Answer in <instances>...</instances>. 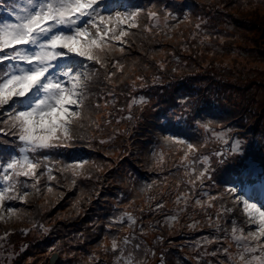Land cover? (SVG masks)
<instances>
[{
	"label": "snow or ice",
	"instance_id": "snow-or-ice-1",
	"mask_svg": "<svg viewBox=\"0 0 264 264\" xmlns=\"http://www.w3.org/2000/svg\"><path fill=\"white\" fill-rule=\"evenodd\" d=\"M122 8L108 0H20L19 3L0 0V9L7 13L0 19V136L5 146V151L0 153V220L5 215L9 220L20 219L19 210L6 206L5 202L27 203L32 195L30 187L36 194L40 193L42 177L46 176L49 182L58 180L54 170L71 171L73 177L84 173L87 160L65 165L54 153L84 139L81 133L86 127L95 124L99 131L101 124L111 123V120L93 119V112L100 107L98 101L104 97L98 96L93 105L91 85L101 69L109 84L114 82L117 72L123 74L125 66L112 54L124 52L127 38L133 34L131 30L141 27L142 14L146 13L150 21L159 20L155 5L148 9ZM169 17L177 19L168 11L165 26ZM189 17L190 13L185 12L184 20L188 21ZM198 21L197 30L203 23L200 18ZM152 27L145 26L144 30L151 31ZM110 61L114 62L110 64ZM109 67L116 71H108ZM136 79L143 81L140 76ZM144 103H147L144 97L133 100L129 113L134 105ZM178 107L179 113L173 109L160 122L162 140L180 154L179 165L187 177L176 185L177 189L182 185L187 188L177 192L178 213H185L193 201L204 210L214 207L217 201H231L233 207L222 205L216 213L217 232L221 231L222 214L235 208L241 209L248 227L239 228L233 221L230 235L225 229L223 240L214 237L208 241L220 244L213 255L221 256V264H264V158L249 156L242 142L232 137V129L217 131L212 126L214 122L201 115L190 95L181 97ZM126 118L132 119L131 114ZM185 130L192 133L203 130V141L199 136L184 134ZM210 139L219 148L206 155ZM100 143L106 141L101 139ZM163 163V157L156 160L158 167ZM220 170L227 173L223 192L217 196L204 193L207 201L194 198L197 187L212 181ZM47 191L53 192V187L49 186ZM163 207L156 204V209ZM125 219L129 227L137 222L131 213L124 212L110 221L109 229L122 227ZM168 220L174 222L176 216L166 217ZM195 226V223L189 225ZM130 243L127 236L120 240L113 236L110 248L104 245L101 248L105 254L111 252L117 264H142L137 259L141 246L133 244L129 249ZM224 243L228 246L224 247ZM89 259L96 264L94 257Z\"/></svg>",
	"mask_w": 264,
	"mask_h": 264
},
{
	"label": "rangeland",
	"instance_id": "rangeland-1",
	"mask_svg": "<svg viewBox=\"0 0 264 264\" xmlns=\"http://www.w3.org/2000/svg\"><path fill=\"white\" fill-rule=\"evenodd\" d=\"M114 1V3L122 5L121 0L119 3L118 0ZM233 1L236 2L237 0ZM168 2L170 4V10L160 2L158 4L153 2L152 5H155L154 10H158L164 14V16L159 15L158 22L147 19L143 20V17L141 18V27L143 25L148 26L152 23L156 25L158 23L159 30L153 27L151 31L142 32L139 29H134L135 33L133 36L130 35L129 37H132L127 38V43L124 45V52L115 51L112 54L115 60H119L125 66L122 75L119 72L116 73L120 78L118 80L114 79V82L109 84L106 80H103L105 72L101 69L96 82L91 85V103L94 105L97 102L98 96H103L104 98L99 99L98 103L100 107L98 111L93 112V119L97 122L113 120L115 118V110L113 108L115 105L117 107L122 105V111L129 110V104L134 99V95L141 93L147 103H144L142 106L137 105L136 108L132 107L131 111L137 112L139 117L146 119L153 137L157 139L161 135L153 127L155 115L157 114L161 122L162 118L169 111L174 109L179 113L178 101L180 100L179 96L183 93L184 96L190 95L194 98L197 102V107L201 109V115L206 120H212L214 122L212 126L217 131L223 128V125L220 123L219 106L226 102L230 103L234 107V110H236V114L233 115V120L236 121V124L245 120L248 117V107L252 108L254 102L260 101L264 96V91H258L257 87H254V78L247 74H255L259 70L263 74L264 64H252L249 62L250 60L245 61V59L240 58L233 45L235 42H238V45L241 46H251V44L245 42L250 41L253 34L248 35L246 29L256 28L261 31V28L264 27V0H248L244 1L241 6L237 5L236 7L231 4L230 0L224 4L221 3V0H168ZM109 3H113V0H109ZM162 7H165L166 11L159 10ZM121 10L124 9L122 8ZM200 10H202L201 14ZM210 10L214 12L221 10L216 18L221 23L220 28L222 30L225 29L224 25L230 27L228 33L225 34L222 40H218L220 46L216 51H223L218 55L213 51H208L212 50L213 39L208 40L211 34L210 32H206L207 28L204 25L208 22ZM168 11L173 12L177 16V19L172 20L169 17L167 20L168 26H165L166 22L164 17ZM185 12L190 13L188 21L184 20ZM196 12L197 15L195 16ZM237 13L245 14V17H241ZM142 16L145 15L142 14ZM198 18L203 21L201 25V31L203 33L199 35L196 32L197 30H195V24L199 22ZM175 25L177 36L167 37L166 35H168L169 30H174ZM224 42L227 43L228 49ZM117 46L119 47V44ZM112 62L114 61H110V64ZM161 64L163 68H161ZM217 67L219 71L216 70ZM206 68H210L212 72L208 74ZM245 68L247 70L243 73L242 70ZM108 71L115 72L116 69L109 67ZM193 71L197 73L195 76L196 82L195 84H192L193 82L187 83L186 79ZM137 76L143 77V81L137 80ZM154 76L157 80L162 81L163 85H169L170 80H175L171 88H166V94L172 95V97L176 94L175 96L179 100L168 98L166 101L170 104H161L157 96H155L156 93L152 90V88H155V84L153 83ZM177 76H183L184 78L177 79ZM211 77L215 78L216 82L225 79L227 85H224L225 83H219L213 86V79ZM119 87H123L120 91L122 93L121 100H119V96L116 94ZM109 92L112 93L111 96L108 95ZM209 92L213 94L212 99L208 96ZM245 99L249 102H246ZM106 101L107 106H105ZM243 103H250V106L244 107L242 105ZM239 106L245 108L244 113H242ZM228 108V106L225 107L224 111L229 113ZM259 114L255 108L251 118L245 122V126H251L249 129L250 135L247 137L242 136L241 139L246 140V138L252 136L253 132L257 133L256 137L259 136L261 139H264V116L260 120L254 121V117L259 119ZM228 119L226 118V120ZM111 122L113 123V121ZM243 131L245 130L242 128ZM97 132L95 124L91 128L86 127L81 133L84 139L77 140L71 148L59 149L57 153H54L55 158L61 160L65 165L87 160L89 162L85 165L87 177L94 173L93 170L99 168V171H101L107 168L112 175L120 176L123 179L127 178L134 166L128 165L119 152H104L102 156L100 154L96 156L97 142L95 139L97 137L95 136ZM184 134L190 137L194 135L199 136L201 141L204 139L203 130L197 133L185 130ZM208 135L210 137L211 133ZM260 146H262L261 151H258ZM263 146L264 140H259V146L257 142L254 146L256 152L254 154L252 152V156L258 159L264 158ZM135 147L136 145L134 146V150ZM91 148V154L95 155V158L91 157L87 151ZM218 148L219 144L215 140L210 139L205 149V154H211L214 149ZM65 155L67 156L66 158H64ZM179 156L180 154L175 149L170 148L168 145L165 146L163 140H158L156 145L148 144L146 151L136 156L135 160L141 163V166L146 172L148 183L143 179L144 184H147V186L152 185L149 191L151 197L154 198V202L148 201L147 205L149 207H144L141 202L142 198L139 197L138 193L134 192L130 197L138 200V202L135 201V204L132 202L125 203V200L119 195L118 199L120 200V204H111L109 205L110 207L101 206L100 209L103 214L97 226H102L105 231L98 237L100 238L99 246L92 251L96 257L104 255L101 258L105 259L107 255L102 250L101 245L110 248L111 238L113 236L117 237L118 240L127 236L131 239V243L128 246L129 249H131L133 244H139L141 246L137 254V259L142 264H221V256L219 254L213 255L217 251V248L220 247V244L217 242L210 243L208 241H213L214 237H219L223 240L225 229H227L230 235L233 221H236L239 228L246 229L248 225L244 222L241 209L235 208L233 212L222 214L219 221L221 231L217 232L216 213L222 209V205L225 207H233L232 202L229 200L217 201L214 207L207 208L206 210L195 206L193 201L185 213H178L175 203L177 192L187 191V188L183 185L179 189L176 187L179 181L187 179L184 175V169L179 165ZM160 157L164 158L162 167L156 165V160ZM73 160L74 162H72ZM88 169L91 170V174ZM54 174L58 177V180L48 181V187H53V190L62 188V185L67 181H73L75 179L76 182L78 179V177L72 176L71 171L61 173L60 171L54 170ZM226 178L227 173L220 170L215 174L212 181H205L202 188L197 187L194 198L207 201L208 196L204 195V193H208L210 196H217L219 193H222ZM132 181L134 182L136 179L132 178ZM153 181L156 183L153 184ZM100 185L96 183L95 188L100 187ZM47 188L45 193L36 200V208L38 212H42V218L45 222L37 225L30 224L27 218H30L33 212L29 211L30 207L28 205L25 207V204L19 210L20 219L12 218L9 220L7 215H5V219L0 220V264H11L16 256L15 238L8 236L9 232L18 231L24 235L29 232L32 235L34 234L33 232H40L41 234L49 236L51 231H56L62 227L59 225L60 221L55 220V215L57 213L61 215L62 211L60 210L67 209L65 206V202L67 201L66 194L68 191L76 188L70 187L63 189V191L61 190V192L51 193L47 191ZM29 190H32L31 187ZM80 193L83 194L82 192ZM157 193L160 197L158 200L154 197ZM97 197L98 192L89 195V199L91 200H95ZM65 198L66 201H64ZM58 200L62 201L63 206L55 210L54 206H56ZM157 203L163 204L164 207L156 209L153 213L149 214ZM126 210L135 218H138L137 220L141 223V226L129 227L128 223H123L122 227L107 229V224L114 217L120 216ZM54 212H56L55 215L53 214ZM172 216H176L174 222L171 220L166 221V217ZM209 217H211V220H209ZM194 223L196 225L195 227H189V225ZM152 236L155 239L158 238L159 245H167L165 244L166 241L173 248L177 249L166 257L162 252V248L150 247ZM169 245L167 246L169 247ZM223 246L227 247L228 244L224 243ZM40 248L41 250L38 254L32 248H28V263L50 264V253L57 251L58 255H55L62 260V264H91L90 259L83 257V252H77L74 249H69L67 246H64L61 238H56L53 244H42ZM235 250V245H233L232 251ZM41 252H44V254H41ZM151 252L154 254L151 255ZM114 260H116L115 256L108 260V264H116ZM96 264L100 263L96 262Z\"/></svg>",
	"mask_w": 264,
	"mask_h": 264
},
{
	"label": "trees",
	"instance_id": "trees-1",
	"mask_svg": "<svg viewBox=\"0 0 264 264\" xmlns=\"http://www.w3.org/2000/svg\"><path fill=\"white\" fill-rule=\"evenodd\" d=\"M126 1L128 3H131L130 6H132L133 9L135 7L148 9L150 6H152L153 2L156 4L160 2L161 4L167 6L168 9L170 7L168 0H126ZM227 1L229 0H221V3L224 4ZM230 1H231V4L234 5V7H236L237 5L241 6V4L244 1H248V0H237L236 2L233 0H230ZM159 10L166 11L165 7H162ZM220 11L214 12L213 10H210V16L208 17V22L206 25H204L207 28L206 32H210L211 34L208 40L213 39L212 50H208V51H213L214 53H216V55L221 54L223 52V51H216L218 50V47L220 46V43L218 42V40H222V38L225 36L226 33H228L230 29V27L226 25H224L225 26L224 30L220 28L221 23L218 22L216 18L220 14ZM201 12L202 10H200V14ZM237 14L240 15L241 17H245V14H242V13H237ZM144 15L145 16H141V18L143 17V20H146L147 19L146 13H144ZM159 15L164 16V14L160 12H159ZM196 15H197V12L195 13V16ZM146 24H147V21H146ZM151 25H153V28H156V30H159L160 28L159 26L155 27L154 23H152ZM176 25L174 26V30H171V29L169 30L168 35H166L167 37L177 36ZM145 26L146 25H143V27H140L139 31L141 32L145 31L144 30ZM131 31L133 34L135 33L134 29ZM196 32L198 35L203 33L201 29L197 30ZM246 32L248 33V35L253 34V36L250 38L251 40L248 42H245V43L251 44V46H241V45H238V42H235L233 46L236 49L238 56L240 58L245 59V61L250 60L249 62L252 64L256 63L258 65H263L264 64V27L261 28V31L256 28H250V29H246ZM203 45L206 46V44L204 43ZM225 45L227 46V49H228L229 47L227 43H225ZM206 70L208 74L212 72L210 68H206ZM216 70L219 71L218 67L216 68ZM246 70L247 69L245 68L242 70V72L244 73ZM255 74L262 76V77H259V76L256 77ZM255 74L249 73L247 75L254 78L253 80L254 87H257L258 91L263 92L264 91V73L262 74V71L259 70ZM196 75H197L196 72L194 71L191 72L190 76L187 77L186 82L187 83L193 82L192 84H195ZM242 77L244 78L243 74H242ZM119 78L120 76L116 75L114 79L118 80ZM182 78L184 77L177 76V79H182ZM212 79H213V83H212L213 86L219 83H225L224 85H227V83L225 82V79H221L218 82H216L215 78H212ZM103 80H105V78H103ZM174 81L175 80H170L169 85L168 84L163 85L162 81L157 80L155 76L153 77V83L155 84V88H152V90L156 93L155 96H157V99L161 104H170L166 101L168 98L179 100V98H176L175 96L176 94H174L173 97L172 95L166 94V88L167 87L171 88ZM122 89L123 87H119L116 93L119 96V100H121L122 93L120 91ZM227 90L229 91V89ZM212 95L213 94H211L210 92L208 93V96L211 99H212ZM183 96L184 94L182 93L179 97L181 98ZM140 97H142L141 93H136L134 95L133 100L138 101ZM220 99L224 101L221 97ZM245 101L249 102L247 99H245ZM137 105H134L133 107L136 108ZM242 105L244 107H247V106H250V103H243ZM227 106L229 107L228 108L229 113L227 111H224V108ZM243 106H239L242 113L245 112V108ZM113 108L115 110V113H114L115 118L111 120L113 121V123L111 122L110 124H107V125L103 124L101 126V129L96 133L95 137L97 138L95 139V141L97 142V148H96L95 153H96V156L98 154L102 156L104 152H113V153L119 152L120 155L123 157L124 161H126L128 165L134 166V168L130 171L129 176L123 179L120 176L112 175V173L107 168H104L101 171L93 170L94 173L91 176L87 177L86 172L84 171L85 173L77 176L78 179L75 183H73V181H67L64 183V185H62V188H58V190H53V192H61V190L63 191V189L65 188H70V187L76 188L74 190L67 192L66 194L67 201H66V198L64 199V201H66L65 206L67 209L60 210L62 211V214H61L62 216L59 215L58 213L56 214V212L53 213L54 215L56 214L55 220L60 221L59 225H61L62 227L58 228L56 231H51L49 236H47L46 234L45 235L41 234L40 232H33L34 233L33 235L30 232L26 235L19 233L18 231L9 232L8 236H12L13 238H15V246H16V256L11 264H31L27 262L29 259L27 257L28 248H32L35 251V253L38 254L41 250L40 246L42 244H46V243L53 244L56 238H61L63 240L64 246H67L69 249H74V251H77V252L78 251L83 252L84 258L89 259L90 257H94L95 262H98L100 264H108V260L114 257L111 252L106 254L107 256H105V259L101 258L104 255H99L98 257H96V255L92 253V251L95 250L99 246L100 238L98 237L105 231L103 230L102 226H99V227L97 226L98 222L102 219V214H103L100 207L101 206L110 207L109 205L115 204V203L120 204V200L118 199L119 195L122 196V199L125 200V203L132 202L133 204H135L136 202H138V200L130 197L131 195H133L134 192L138 193L139 197L142 198L141 202L144 205V207H147V208L149 207L147 205L148 201L154 202V198L151 197V194L149 191L150 188H148L147 184H144L143 182V179H144L146 183H148L146 172L144 168L141 166V163H138V160H135V158L136 156H138V154H141L143 153V151H146L148 144L156 145L158 140H162V134L159 130L160 121L158 119V116L157 114L155 115V123L153 124L155 131H158L161 135V137L157 138L158 139L157 140L156 138L153 137L151 129L148 126V122L146 121L144 117L142 118L139 117L138 113L134 111H131V113H129V110L122 111V105L119 107L115 105ZM255 108H256V112L260 114H259V119H256L254 117V121H258L260 120L262 116H264V96L261 98L260 101L254 102V105L252 108L248 107L249 109V111L247 112L248 117L245 120L240 121L236 124V121L233 120V115L236 114V110H234V107L228 102L221 104L219 106V110H220L219 116L221 118L220 123L223 125V129L230 128L233 130L231 133L232 137L242 142V144L244 145V150L248 153L249 156H252L256 152L254 148L255 144H257L258 142V146H259V140H264V139H261L259 136L256 137L257 136L256 132H253L252 136L246 138V140L241 139L242 136L247 137L250 135L249 129L251 126H248V127L245 126V122H247L251 118V116L254 113ZM129 114H131L132 116V119L130 120L126 118L129 116ZM226 118H229V119L226 120ZM117 121H119V123H117ZM242 128L245 131L242 132ZM101 139L105 140L106 143L101 144L100 143ZM135 145L136 147L134 150ZM165 146H167L166 143H165ZM4 147L5 146L3 144V137L0 136V149ZM261 148L262 146H260V149L258 151H261ZM91 150L92 148L88 149L87 151L91 157L95 158L96 156L91 154ZM66 157L67 156L65 155L64 158ZM97 159L99 160L98 157ZM72 162H74V160ZM88 171L91 174V170L88 169ZM132 178L136 179V181L133 182ZM42 181L43 183L40 185L39 194H36L35 191L33 190H29L30 192H32V195L29 196L30 198L29 197L27 198V203H22L20 201H6L5 202L6 206H11L18 210L22 209L24 204H25L24 205L25 207L26 205H28V207H30L29 211L33 212V215L30 218L29 217L27 218L30 224L33 223L37 225L42 222H45L44 219L42 218L43 217L42 212L40 211L38 212V209L36 208V200H38L39 197H41L45 193V190L48 187V180L46 176L42 177ZM96 183L101 184L100 187L95 188ZM80 192H82L83 194H81ZM94 192H98V197L95 200L89 199V195L94 194ZM120 192L122 193L119 194ZM154 197L156 198V200L160 199L158 193ZM61 206H63V203L61 200L60 201L58 200L54 208L55 210H57V208H61ZM137 208H139V206H137ZM155 210H156V206L152 211L149 212V214L153 213ZM127 211L128 210H126L125 212ZM49 217H50V214H49ZM135 219L137 222L135 225H133V227L141 226V223L138 222L137 220L138 218H135ZM109 223L107 224V226L109 225ZM124 223H127L126 219ZM107 229H109V227ZM32 237L33 239H31ZM165 244L169 245L166 241H165ZM20 245H22V247H20ZM167 245H162V244L159 245L158 238L155 239L153 236L150 240V247L162 248V252L166 257H168L172 253V251H175L177 249V248H173L171 245H169V247ZM24 248L26 249L24 250ZM166 249L168 250L166 251ZM41 254H44V252H41ZM53 254L58 255V252L52 251L49 256H52ZM150 254L152 255L153 253L151 252ZM61 261L62 260H60V258L58 257L56 264H60ZM114 262L117 264V260H114ZM91 264H93L92 260H91Z\"/></svg>",
	"mask_w": 264,
	"mask_h": 264
},
{
	"label": "water",
	"instance_id": "water-1",
	"mask_svg": "<svg viewBox=\"0 0 264 264\" xmlns=\"http://www.w3.org/2000/svg\"><path fill=\"white\" fill-rule=\"evenodd\" d=\"M56 259H57V257H56V256H53V257L51 258V260H50V263H51V264H54V263L56 262Z\"/></svg>",
	"mask_w": 264,
	"mask_h": 264
}]
</instances>
